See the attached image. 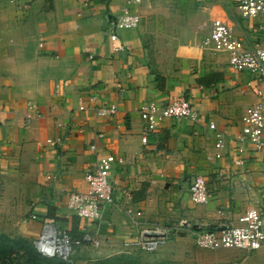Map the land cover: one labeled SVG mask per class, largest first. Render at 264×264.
<instances>
[{"label":"crops","instance_id":"0c3cea01","mask_svg":"<svg viewBox=\"0 0 264 264\" xmlns=\"http://www.w3.org/2000/svg\"><path fill=\"white\" fill-rule=\"evenodd\" d=\"M149 1L131 5L140 15L137 28L117 29L113 22L126 0H0V231L35 239L52 220L74 238L98 233L102 250L119 251L136 231L127 207L141 210L151 226L185 219L195 229H221L241 224L248 207L264 206L262 154L250 144L240 152L237 141L244 110L264 104V82L234 70L227 53L197 46L215 18L228 19L246 47L264 46V17H241L235 0H195L199 7L184 18L193 28L189 39L173 50L171 39L165 40L170 49L151 57L141 26ZM249 80L261 96L242 91ZM179 96L202 122L167 117L144 143L140 108ZM112 103L118 106L113 116L97 115L98 106ZM217 131L224 136L221 157L214 156ZM58 137L60 152L47 143ZM109 154L115 157L109 175L114 202L96 225L69 209L67 200L70 192L87 188L85 174ZM196 174L211 194L203 204L189 193ZM186 237L193 239L173 236L160 251L181 248ZM89 245L75 255L84 256ZM219 255L196 263L264 264V245Z\"/></svg>","mask_w":264,"mask_h":264},{"label":"built area","instance_id":"2783aa9c","mask_svg":"<svg viewBox=\"0 0 264 264\" xmlns=\"http://www.w3.org/2000/svg\"><path fill=\"white\" fill-rule=\"evenodd\" d=\"M147 0H126L121 13L116 17L113 25L117 29L137 28L140 24V15L131 9V5L142 4ZM238 14L243 18L264 17V0H236ZM26 7V5H25ZM264 24L260 25L263 28ZM203 29V25H199ZM208 34L197 46L201 48L210 47L216 53L228 54L229 65L238 72L247 73L252 80L264 82V46L257 44L254 47H246L236 34L233 25L226 18H215L207 26ZM115 49L118 40L116 33L110 34ZM249 80L242 91L250 88L254 94L261 96L260 88ZM80 109L85 106L81 105ZM118 110L116 103L101 105L96 109L100 117L113 116ZM140 115L146 122L143 129L142 141L147 140V132L153 130L167 117H186L196 123L202 122L191 103L184 97L174 98L170 103L159 106L155 101H150L140 108ZM30 119V114H27ZM38 116H40L38 114ZM242 127L237 135L239 151H244L245 144H250L255 152L262 154L261 164L264 168V104L260 101L248 106L241 117ZM208 127L215 129V123L209 122ZM47 143L52 150L60 152L63 140L61 137L49 138ZM215 157H221L224 147V136L220 131L216 132ZM94 149L95 145L92 144ZM115 157L111 154L100 156L94 172L85 174L88 182L86 189L73 191L68 195V208L77 215L100 225L104 213L114 202V188L109 180V175ZM241 163V161H237ZM191 200L196 204H203L210 199L205 178L196 174L189 186ZM129 222L136 227L135 233L124 238L122 247L127 250H140L155 252L168 243L173 236L181 234L190 235L196 246L208 249L238 248L245 250H256L264 245V206H250L240 217L241 224L225 225L221 229H195L190 222L179 219L171 223L147 225L143 219L141 210L127 207L125 209ZM102 237L98 233L86 231L81 238L72 237L67 230L60 228L54 221L49 220L43 224L40 235L33 239L37 251L47 257L59 256L63 259L72 257L76 249L83 243L93 247L102 244ZM71 261V260H70Z\"/></svg>","mask_w":264,"mask_h":264},{"label":"rangeland","instance_id":"374dc122","mask_svg":"<svg viewBox=\"0 0 264 264\" xmlns=\"http://www.w3.org/2000/svg\"><path fill=\"white\" fill-rule=\"evenodd\" d=\"M149 2L151 7H145L141 26L144 28L143 33L148 42V53L154 57V52L162 55L170 49L165 40L171 39L173 50L174 45L189 39L193 28L184 24V18L191 9L198 8L200 4L199 1L195 3V0H150ZM183 240L185 242L181 244V248H184V251L178 246L163 252L160 249L155 252L125 249L107 252L101 247L94 248L88 243H83L89 245V250L84 256H76L75 251L70 261L59 256L47 257L38 254L33 239L10 229L9 233L0 231V264H197V261L212 262L221 256L219 255L221 251L238 249H208L196 246L194 240L189 237ZM22 248H28L30 254Z\"/></svg>","mask_w":264,"mask_h":264},{"label":"trees","instance_id":"16d2710c","mask_svg":"<svg viewBox=\"0 0 264 264\" xmlns=\"http://www.w3.org/2000/svg\"><path fill=\"white\" fill-rule=\"evenodd\" d=\"M61 228V227H60ZM73 237V236H72ZM23 250H25V252H27V253H29L30 254V250L28 249V248H22ZM37 250V249H36ZM38 252V251H37ZM38 254H40L39 252H38ZM41 255V254H40Z\"/></svg>","mask_w":264,"mask_h":264},{"label":"water","instance_id":"95a60500","mask_svg":"<svg viewBox=\"0 0 264 264\" xmlns=\"http://www.w3.org/2000/svg\"><path fill=\"white\" fill-rule=\"evenodd\" d=\"M181 235H184V234H181Z\"/></svg>","mask_w":264,"mask_h":264}]
</instances>
